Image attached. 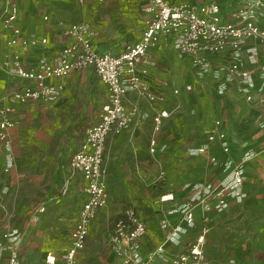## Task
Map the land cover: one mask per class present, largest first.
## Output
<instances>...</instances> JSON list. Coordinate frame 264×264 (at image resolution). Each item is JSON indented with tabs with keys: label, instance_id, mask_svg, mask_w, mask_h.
I'll list each match as a JSON object with an SVG mask.
<instances>
[{
	"label": "rangeland",
	"instance_id": "obj_1",
	"mask_svg": "<svg viewBox=\"0 0 264 264\" xmlns=\"http://www.w3.org/2000/svg\"><path fill=\"white\" fill-rule=\"evenodd\" d=\"M80 24L88 27L91 39L90 25ZM158 66L152 69V78L145 77L142 81L156 93L160 87L171 93L172 89L178 90L173 93L175 101L166 93L162 104L168 108L165 118L170 112L171 115L164 122L161 120L158 129L152 123V132L144 133L150 134L149 139L154 138L156 144L152 154L147 149L149 157L143 158L144 169L139 163L136 172L129 175L120 167L119 161H110L108 166H113L121 175H106V205L97 210L91 221L85 245L75 254V264L116 263L109 253L108 232L129 203L128 194L131 193L122 188L142 186L156 199L179 187L189 191L192 186L193 192L196 179L213 177L205 158L189 152L205 139L208 127H203L206 122L201 113L199 118L202 119L195 120L196 107L203 112L213 100L209 92L211 87L204 79L192 74L190 64L184 58L177 67L169 65L161 71L163 80L154 78ZM87 68L91 67L75 70L62 79L65 95L54 108L45 109L39 103L30 102L15 109L11 115L13 125L7 130L9 151L0 139V233L19 232L18 249L24 230L27 226L33 227L32 234L39 240L35 254L36 251L51 250L58 264H65L63 254L69 246L78 210L87 198L82 189L84 181L79 173H71L69 161L84 137L82 128L98 122L107 99L106 86ZM203 90L208 94L202 95ZM127 99L129 106L147 105L137 92L128 93ZM148 104L155 107L157 102ZM117 146L118 149L121 147ZM8 153L12 165L7 168ZM138 153L137 150L138 157L144 154ZM189 195L187 193L188 197L180 205L189 201ZM261 199L252 206L241 204L228 208V204L219 210L199 206L202 213L196 220L198 232L192 238V245L201 249L203 264H221L227 259H233L237 264H264V200ZM41 206L43 211L39 210Z\"/></svg>",
	"mask_w": 264,
	"mask_h": 264
},
{
	"label": "built area",
	"instance_id": "obj_2",
	"mask_svg": "<svg viewBox=\"0 0 264 264\" xmlns=\"http://www.w3.org/2000/svg\"><path fill=\"white\" fill-rule=\"evenodd\" d=\"M81 1V0H80ZM105 1V0H99ZM149 16L138 42L128 45L122 52L113 54L97 51L91 42L90 31L84 24H71L65 33L73 38L71 44L64 46L54 59L42 57L35 67L27 68L22 64L18 51L0 58V69L12 76L28 79L31 83L12 89L0 95V139L9 151L7 130L13 125L11 113L13 103H27L29 101H43L49 107L60 95L62 85L48 82L49 78H61L71 72L92 67L101 82L107 88V100L102 105L99 121L88 126L80 148L74 153L69 162L71 173H79L84 181L82 187L87 198L82 203L77 220L71 230V239L68 248L63 254L65 264H75V254L82 249L86 242L88 229L97 210L107 202L106 167L104 165L105 140L109 133H120L133 123L138 109L136 106L128 109L125 106V96L129 90H135L140 95L154 100L147 85L142 81L137 70L139 63L146 60L149 51L163 38H170L173 46L181 56L190 59L195 74L203 77L211 71L208 56L228 52L231 61L221 66L222 80L216 86L218 94H224L231 82L244 96L251 101L254 93L263 89V85H256L254 76L258 73L264 82V53L260 54L256 45L244 48V43L251 39L264 46V27L259 24L264 15V0H238L233 16L224 20L220 5L217 2L203 4L174 0H150L147 8ZM17 6L11 0H5L0 13V26L8 31L6 46L13 47L21 44L27 47L35 44V39H27L15 24ZM45 38L41 39L44 43ZM248 65L247 67H245ZM141 72H145L142 69ZM174 89V92H177ZM167 115L165 110L156 113L153 117L154 128L158 129L161 120ZM220 120H215L214 127L207 131V143L189 149L190 154L206 155L212 164H218L219 159L211 154V143L217 142L227 158L222 162L224 175L216 183L196 182L190 187L189 201L177 205L171 211L182 213L183 225L171 228L168 240L178 242L181 235L190 227L194 220L196 206L206 208L211 206L219 210L230 202H239L245 192L242 190L244 181L245 162L261 151L246 152L239 160L228 156L229 143L224 130L218 129ZM155 139L151 138L149 151H155ZM6 159V167L12 165V158ZM6 168V169H7ZM69 180V178H67ZM173 199L172 193H164L160 201ZM213 200V203L209 201ZM40 211L44 207L39 208ZM146 225L137 214L133 206H128L123 216L118 218L108 232V247L111 253L118 257L123 264H148L143 261L140 252V239L145 234ZM19 232H4L0 234V264H21L18 257L16 243ZM162 251L157 246L149 254L153 258ZM55 257L48 253L46 260L54 262ZM168 264H203V254L196 245L186 248L182 253L171 259Z\"/></svg>",
	"mask_w": 264,
	"mask_h": 264
},
{
	"label": "crops",
	"instance_id": "obj_3",
	"mask_svg": "<svg viewBox=\"0 0 264 264\" xmlns=\"http://www.w3.org/2000/svg\"><path fill=\"white\" fill-rule=\"evenodd\" d=\"M11 1L15 3L18 11L15 24L20 28L24 37L27 39H35L36 43L30 44L27 47H23L20 43L13 47H8L6 46L5 41L8 38L9 33L0 26V58L16 50L21 56L22 64L27 68L35 67L39 59L42 57L49 58L50 60L54 59L64 46L71 44L73 38L66 34L65 30L74 23H87L90 25L92 29L91 42L97 51L109 52L113 54L122 52L128 45H132L140 40L145 26V20L149 16L147 8L150 5V0H105L104 2H98L99 0ZM174 1L176 3L189 2L196 4L217 2L220 5L222 18L224 20H229L233 16L238 0ZM4 5L5 0H0V13L4 8ZM143 19L144 21L142 22ZM259 24L264 27V15L260 17ZM42 38L46 39L44 43L41 42ZM249 45H256L259 49V53H264V46L260 45L255 40L249 39L243 46L245 48ZM181 58H184L189 62L192 74L195 75V69L191 66L190 59L188 57L181 56L178 53L170 38L162 37L158 41L157 45L149 51L146 60L138 64L137 70L142 79L145 77L152 78V69L157 64L160 65L158 66L159 69L156 71L159 74L161 71L167 69V66L169 65L177 67ZM208 59L212 69L209 73L200 77V79H204V83H207L211 87L209 88V92L213 95V100L206 105L203 112H201L200 108L196 107L195 120L202 119L199 118V114L201 113L203 117L202 120L206 122L203 124V127H208L205 132V139L203 142L201 141L199 145L207 143L206 133L214 127L215 120L219 119L221 125L217 128L224 130L227 134L229 143L228 156H230V158L233 160H239L246 152L261 151V149L264 148V82L262 81L261 76L256 73L254 81L258 86L263 85V89L259 92L255 91L254 97L251 101L245 100L242 93L237 91L236 84L234 82H231L228 85V89L224 94H218L216 92V86L218 85V82L222 80L221 76H219L222 73L220 68L221 66L227 65L231 61V56L226 51L217 55L208 56ZM247 66L248 65L245 67ZM87 69L92 70L98 77L92 67ZM142 69H145V72H141ZM158 74L154 75V78L163 80L164 73L161 72L159 75ZM64 77L49 78L47 81L55 84H61ZM28 83H31V81L9 75L3 69H0V95L12 89L22 87ZM162 84H165V81H163ZM160 88L161 90L157 91V93L148 88V90L156 96V99L154 100H150L145 95H141L145 99H143V102L147 104L143 105V107H139L138 105L129 106L127 104L128 93L137 91L129 90L127 92L125 96L126 108L130 109L133 106H136L138 113L129 127L125 128L118 134L111 132L106 137L104 147V165L106 167V175H109L110 173L121 175L119 171L116 172L113 169V166H108L110 161H119L120 167L126 170L129 175H133L136 172L135 170L138 169L139 163L143 169L146 167L144 161L147 157H149L147 149H149L150 134L147 136L146 134L144 135V133H148L149 131L152 132V123H154L153 116L156 113L162 110L167 111L168 108L162 106L166 100L165 94L167 93V96H171L173 98V93L178 92H174V89H172L173 93H171L169 89H165V87ZM64 91L65 89L63 86L60 95L53 102L51 107L43 101L13 103V112L11 115L18 106L28 105L30 102L39 103L45 109H52L61 102L62 97L65 95ZM201 94L207 95L208 93L203 90ZM137 95L140 94L137 92ZM147 101L152 103L157 102V104L155 107H152ZM172 101H175V97ZM168 117H163L162 121L164 122ZM79 123L82 126V122L80 121ZM76 126L79 127V124ZM86 128H82L84 136ZM83 140L84 137L81 144ZM117 145H121V147L118 149ZM137 150L139 152L138 154L141 152L144 154L138 157L136 155ZM209 152L218 157V164L210 163L206 155L197 156L205 158L208 162L207 165H209V168L213 172V177L211 179H196L195 182L216 183L224 175L222 162L227 158L226 154L221 151L217 142L211 143ZM148 167L149 165L147 168ZM68 169H70L69 165ZM244 176L242 189L246 196L243 201L239 203L233 201L230 202L228 208L241 204L243 206H252L255 204V201H259L260 198H262L261 200H264L263 153H259L245 162ZM67 178H69V176H67ZM122 189L131 193L128 194L129 203L126 204L124 210L128 206H133L139 217L146 225V231L140 239L139 247L140 256L143 261L148 264H168V262L175 256L182 253L186 248L191 247L192 238L194 237V234L198 232L196 220H198L199 214L202 213L200 205V207L197 205L194 210L193 225L187 228V230L181 235L180 240L178 242H173L167 238L172 227L183 225L182 213L179 211L172 212L171 210L185 201L188 197L187 193L191 194L190 190L188 191L179 187L175 192H170L173 194L172 200L160 201L159 197L164 193L160 194L157 197L158 199H153L152 196H149L150 194L148 190L142 186L139 187L138 185H132ZM210 202L213 203V200L209 201V203ZM207 212L208 211H204V213ZM123 213L124 211L117 216L116 220L122 217ZM162 222H165V225L161 226ZM32 231L33 227L27 226L23 232L24 236H22L23 239L18 247V257L21 264H58L56 263L58 259L51 250L43 252L36 251L35 254V250L39 246V240L32 234ZM69 239H71V236ZM160 245L162 246V251L156 253V255L150 259L149 254ZM48 253H50V255H54L55 259L53 263H49L46 260V255ZM109 253L112 258L116 259L115 264H123L122 261L118 257L114 256L110 250ZM33 258L36 259V262ZM26 259H28V261H26ZM234 263L235 261L233 259H227V261L221 264ZM235 264H237V262Z\"/></svg>",
	"mask_w": 264,
	"mask_h": 264
}]
</instances>
